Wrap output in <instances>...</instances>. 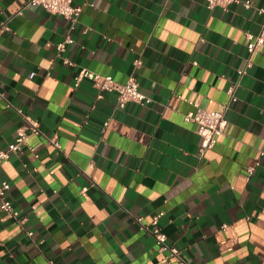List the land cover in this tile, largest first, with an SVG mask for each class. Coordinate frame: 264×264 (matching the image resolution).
I'll return each mask as SVG.
<instances>
[{"label":"crops","instance_id":"1","mask_svg":"<svg viewBox=\"0 0 264 264\" xmlns=\"http://www.w3.org/2000/svg\"><path fill=\"white\" fill-rule=\"evenodd\" d=\"M72 1L82 7L73 24L0 0V149L25 125L19 110L43 133L0 166L23 221L0 210V264H177L138 221L158 215L187 264H264V46L249 66L246 46L264 0L227 11L207 0ZM83 68L134 80L152 101L98 98L88 79L76 85ZM189 102L225 112L205 153L184 120Z\"/></svg>","mask_w":264,"mask_h":264},{"label":"built area","instance_id":"2","mask_svg":"<svg viewBox=\"0 0 264 264\" xmlns=\"http://www.w3.org/2000/svg\"><path fill=\"white\" fill-rule=\"evenodd\" d=\"M239 0H207L209 8L221 7L225 11L228 10L229 6L232 3L238 2ZM30 4L39 5L44 10L51 14L62 16L63 18L70 21L72 24L78 19L79 15L82 12V7L73 3L72 0H30ZM247 7H250L249 3H245ZM258 12L264 16V8H259ZM6 28H0V36ZM71 41L70 38H66L63 42L58 44L57 50L59 53L64 51L66 45ZM247 52L249 55L248 66L251 65L250 58L251 56L259 51L264 46V23L262 25L261 31L257 35H248L247 40ZM240 75L245 73L244 71L239 72ZM34 76V73L31 74V77ZM88 79L93 83V85L98 90V98L102 97V93H111L114 92L117 96L118 104H124L128 102H133L137 104L147 105L151 103V98L145 96L139 90V85L131 80L126 84H121L109 76L101 75L99 73L90 71L86 68L80 70V72L75 77L76 85L84 80ZM235 89L233 86L228 90L231 101H235ZM193 106V110L185 114L184 120L189 123L196 124V132L202 139L201 153H205L208 150L214 148L217 143L219 136L224 134L226 128V119L224 110L217 111H207L201 108L197 103L189 102ZM25 120V125L20 128L17 132L15 141L6 149H0V166L1 164L10 158L12 154H18L23 150V147L26 145V139L29 135L41 136L43 135L41 128L38 122L31 117L24 115L20 110L18 111ZM108 122L104 124V127H107ZM54 145L59 147L56 141L52 140ZM253 172V168L248 169L249 175ZM10 189V184L7 181L0 180V210L5 213V217L8 219H13L14 222L23 223L19 219V213L15 210L12 201L7 197V192ZM161 215H158L153 218L151 222V227L144 225L142 219H138L141 224V228L148 233H150L156 240L159 252L165 253L166 258L171 261H175L177 264H187L181 251L168 243V238L165 233H163L159 227V218ZM29 236L32 235L31 232L28 233ZM53 264V262H49Z\"/></svg>","mask_w":264,"mask_h":264}]
</instances>
